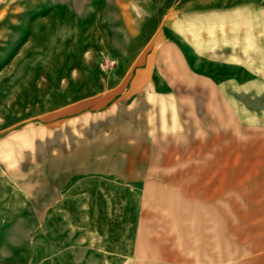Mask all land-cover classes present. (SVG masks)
I'll list each match as a JSON object with an SVG mask.
<instances>
[{"label":"rangeland","instance_id":"374dc122","mask_svg":"<svg viewBox=\"0 0 264 264\" xmlns=\"http://www.w3.org/2000/svg\"><path fill=\"white\" fill-rule=\"evenodd\" d=\"M0 264H264V0H0Z\"/></svg>","mask_w":264,"mask_h":264},{"label":"crops","instance_id":"0c3cea01","mask_svg":"<svg viewBox=\"0 0 264 264\" xmlns=\"http://www.w3.org/2000/svg\"><path fill=\"white\" fill-rule=\"evenodd\" d=\"M218 34V33H216ZM213 33H209V38L207 39L206 37H203L202 39V42H204L203 46L205 48H208L210 49L211 51H215V50H220L222 47H226V48H229L231 51H233L235 49V44L237 43L236 41L237 40H234L232 41L231 39H228L229 37L225 35L223 36H220V35H216ZM220 40H223V41H220ZM207 42H209V44H207ZM199 47V45H197ZM203 47V49H204ZM216 48V49H215Z\"/></svg>","mask_w":264,"mask_h":264}]
</instances>
